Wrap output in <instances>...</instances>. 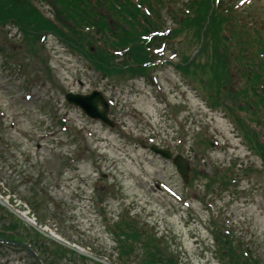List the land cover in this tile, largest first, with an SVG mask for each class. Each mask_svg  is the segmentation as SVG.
<instances>
[{"label":"rangeland","instance_id":"obj_1","mask_svg":"<svg viewBox=\"0 0 264 264\" xmlns=\"http://www.w3.org/2000/svg\"><path fill=\"white\" fill-rule=\"evenodd\" d=\"M260 1L264 6V0ZM164 18L170 26L168 13H164ZM47 45L58 83L66 90L76 92L105 90L115 100L111 115L119 124L116 128L105 126L87 117L77 107L64 106L62 93L58 96L48 88L44 91L34 89L33 99L49 95L55 97V103L61 100L56 105L55 119L59 120L61 116L70 119L68 130H62L49 115L30 111V101L17 93L16 85L21 82V76L31 72V66L24 63L19 67L15 61H20V57L11 59L14 63L7 66L0 59V88L4 89L0 91V100L11 113V124L26 128L19 136L13 126L10 132L15 137L10 151H6L8 161L0 159V166H5L2 173L6 176L21 166L27 174L16 181L20 184L21 194L12 192L11 186L5 185L0 189V198L13 194L17 203L21 200L34 212L31 201L27 203L23 197L27 194L32 200L30 194L33 191L29 190L31 183L28 180L43 181L40 185L45 187L46 193L39 191L36 196L44 195L40 216L34 212L40 222L55 227L67 239L108 257L116 256L113 225L128 207H131L132 218L147 222L155 226L159 234L166 235L171 247L180 251L183 260L189 264H222L215 254L211 233L215 226L213 217L219 223H231L237 236L258 256L264 257L262 175L254 173L237 186L227 190L216 186L207 192L206 178L200 177L195 179L194 185L185 186L173 164L157 157L149 148L148 138L154 137V143L187 155L192 160V168L196 167L198 172L206 175L233 160L239 163L238 166L254 165L261 170V158L250 155L223 112L210 109L193 85L171 68L163 67L158 71L160 87L154 86L151 79L117 85L97 79V73L88 70L81 58L72 55L54 37L48 38ZM54 107L55 104L47 106V112ZM20 108L26 110V115ZM72 125L85 127L88 139L84 142L91 151L82 156L79 163L71 165L66 160L65 163L61 161L76 147ZM202 129L211 140L219 141L218 145L212 143L205 159L198 155L197 148L192 149L195 137L204 132ZM178 139L182 143H178ZM154 180L178 187L190 201V207L157 188ZM99 198L103 202H99ZM15 204L11 199L10 206L17 208ZM8 252L7 258L16 264L27 260L25 252L12 249Z\"/></svg>","mask_w":264,"mask_h":264},{"label":"trees","instance_id":"obj_2","mask_svg":"<svg viewBox=\"0 0 264 264\" xmlns=\"http://www.w3.org/2000/svg\"><path fill=\"white\" fill-rule=\"evenodd\" d=\"M120 7L122 8V10L127 9L132 11L133 8L130 5H126V4H120ZM200 12H198L196 15H194L193 17H187L184 22L187 24H196V25H202L203 22L206 20L207 18V10H208V3L207 2H202L200 4ZM134 10L132 11V15H135L136 12V7L134 6ZM121 13V12H120ZM264 147V146H263ZM228 241V240H227ZM230 242V241H228ZM232 249V247H231Z\"/></svg>","mask_w":264,"mask_h":264}]
</instances>
